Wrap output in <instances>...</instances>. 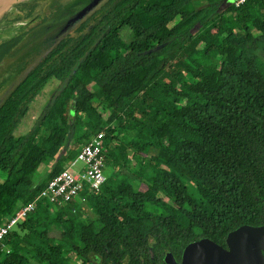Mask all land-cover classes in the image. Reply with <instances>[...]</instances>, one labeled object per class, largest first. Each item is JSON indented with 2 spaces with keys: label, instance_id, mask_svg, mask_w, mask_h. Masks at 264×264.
I'll list each match as a JSON object with an SVG mask.
<instances>
[{
  "label": "trees",
  "instance_id": "1",
  "mask_svg": "<svg viewBox=\"0 0 264 264\" xmlns=\"http://www.w3.org/2000/svg\"><path fill=\"white\" fill-rule=\"evenodd\" d=\"M90 1L0 10V91L47 49L0 103V221L53 177L36 178L49 157L59 170L76 157L81 146L59 153L72 129L83 143L103 130L104 161L115 149L119 159L82 203L40 198L4 237L0 264H166L190 241L226 246L230 230L264 225V0H100L56 39ZM46 91L32 129L15 137ZM124 156L144 189L121 173ZM141 196L163 200L159 211Z\"/></svg>",
  "mask_w": 264,
  "mask_h": 264
},
{
  "label": "rangeland",
  "instance_id": "2",
  "mask_svg": "<svg viewBox=\"0 0 264 264\" xmlns=\"http://www.w3.org/2000/svg\"><path fill=\"white\" fill-rule=\"evenodd\" d=\"M11 1L12 0L7 1L1 9H3V8L5 9L8 6V4L11 3ZM87 15L88 14H85L84 16H82L81 20L84 19L85 17H87ZM128 21L129 22L132 21L129 23V26H130V28H133V26L135 24L134 18H129ZM71 22L72 21H70L69 24L66 25V28L65 27L61 28L56 39H58L65 31L69 30V27L71 26ZM46 50H47L46 48H43L40 52L35 53L32 56V58L30 60H28L26 66L22 69V71H20L18 74H11L10 75V80L5 85L3 90L0 91V103L5 98L8 91L15 85L16 82H18L20 80V78H22L24 73L31 67L32 64H34L36 62V60H38V58L41 57V55H43L46 52ZM88 63H89L90 68L95 67L94 62H91L90 60H88ZM90 71H91V69H87L84 71L81 69V70H79V73H81L82 76H84L85 78L88 77V79H89L91 76ZM88 88L91 90H94L96 92L99 89L95 85H93V83L91 81L88 82ZM48 99H49L48 92L46 91V93L40 94V96L30 104L28 112L26 113V115L21 120L18 129L15 131V137H20L22 135H25L32 129L36 120L40 117ZM77 131L78 130H76V129H74V130L72 129L70 131V133L63 139V141L61 142V145H60L59 153L67 154L68 151H70L74 148H78L79 146H81L83 144V142L78 140L80 137L77 135ZM105 145H106V143H105ZM143 149L146 151V154H147L145 161L149 160L150 156L154 155L153 150L150 147H144ZM105 150L108 151L107 148ZM117 154H118L117 149H115V150L111 151V155H107V156H109V160L105 161V165L103 167V171H104V174L106 177L110 176V174L112 173V171L115 169L116 165L119 162V159H117ZM125 159L126 158L124 156L122 158V161H121L124 164L122 169H121V171H122L121 173L130 175L129 177L131 179H133L134 185L136 187H139L140 189H144L145 183L143 181V177L141 176V173H140L137 165L134 162L135 159L131 160L130 162L127 160L125 161ZM141 160L144 161L143 158H141ZM50 168L51 169L53 168L52 169V172L54 173L53 176L57 173L56 171H59V167L55 168L54 159L52 160L51 157H49V159L38 169L37 173H39L38 175H40V177L43 178V177H45L47 172L50 170ZM85 169H86V165L84 163H82L81 161H77L76 164L70 168V170H72L70 172L73 174H78V173H80V170H85ZM42 175H44V176H42ZM115 178L116 177L114 176V174L110 178V180L113 184H114ZM90 191H92V190H90ZM141 198L145 199L147 201L149 207L155 211H159V208L163 203V200H161V199H150V198H147L144 196H141ZM85 199H86L85 196L82 195V196L78 197L77 201L79 203H82L85 201ZM83 210L85 211L86 209H83ZM77 225L79 226V223H77ZM13 229H16V225L13 227ZM71 233H72V226L70 224H68L67 226H65L63 228V230H61V228H59L56 231H51L49 233V235H51L50 237H52L54 239V242H56V241L58 242L63 234L70 235Z\"/></svg>",
  "mask_w": 264,
  "mask_h": 264
},
{
  "label": "built area",
  "instance_id": "3",
  "mask_svg": "<svg viewBox=\"0 0 264 264\" xmlns=\"http://www.w3.org/2000/svg\"><path fill=\"white\" fill-rule=\"evenodd\" d=\"M236 6L244 0H231ZM104 131L92 134L89 139L81 145L76 157L72 159L65 168L59 170L46 185L27 203L12 216L0 221V244L6 234L13 229L18 222L25 219L28 212L32 211L40 198H45L55 205H62L71 201H77L87 190H97L106 179L103 171L104 161ZM77 161L86 165L85 170L73 174L70 168ZM5 246L4 244H2ZM9 248H7V251Z\"/></svg>",
  "mask_w": 264,
  "mask_h": 264
},
{
  "label": "water",
  "instance_id": "4",
  "mask_svg": "<svg viewBox=\"0 0 264 264\" xmlns=\"http://www.w3.org/2000/svg\"><path fill=\"white\" fill-rule=\"evenodd\" d=\"M100 0H91L67 23L81 19ZM65 25V28H66ZM226 246L208 237L188 242L182 251L180 261L172 252H166V264H264V225L242 224L230 230L225 238Z\"/></svg>",
  "mask_w": 264,
  "mask_h": 264
},
{
  "label": "bare ground",
  "instance_id": "5",
  "mask_svg": "<svg viewBox=\"0 0 264 264\" xmlns=\"http://www.w3.org/2000/svg\"><path fill=\"white\" fill-rule=\"evenodd\" d=\"M7 1L9 0H0V10Z\"/></svg>",
  "mask_w": 264,
  "mask_h": 264
},
{
  "label": "crops",
  "instance_id": "6",
  "mask_svg": "<svg viewBox=\"0 0 264 264\" xmlns=\"http://www.w3.org/2000/svg\"><path fill=\"white\" fill-rule=\"evenodd\" d=\"M38 174H39V173L36 174V178L38 177V178L40 179L41 177H40V175H38ZM42 176H44V175H42ZM38 178H37V180H38Z\"/></svg>",
  "mask_w": 264,
  "mask_h": 264
}]
</instances>
